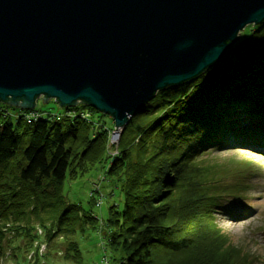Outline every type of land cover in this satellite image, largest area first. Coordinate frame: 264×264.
Masks as SVG:
<instances>
[{"label":"trees","instance_id":"obj_1","mask_svg":"<svg viewBox=\"0 0 264 264\" xmlns=\"http://www.w3.org/2000/svg\"><path fill=\"white\" fill-rule=\"evenodd\" d=\"M63 107L61 115L28 123L25 110L13 116L0 103V263L7 243L32 244L31 224L38 222L49 241L65 238L67 256L77 259L71 237L91 228L113 264H248L213 214L223 197L241 196L251 163L242 160L230 170L204 154L231 137L253 149L257 134H264V20L246 26L194 79L158 90L123 126L113 154L112 119H97L101 111L90 105ZM236 114L254 122L242 127ZM97 166L123 194L122 208L112 205L100 219L103 228L91 209L69 202L63 192L66 179ZM237 176L243 186L233 182ZM103 199L92 196L89 203L98 207Z\"/></svg>","mask_w":264,"mask_h":264},{"label":"water","instance_id":"obj_2","mask_svg":"<svg viewBox=\"0 0 264 264\" xmlns=\"http://www.w3.org/2000/svg\"><path fill=\"white\" fill-rule=\"evenodd\" d=\"M263 20L264 0H0V100L86 103L118 140L158 90L194 79Z\"/></svg>","mask_w":264,"mask_h":264},{"label":"rangeland","instance_id":"obj_3","mask_svg":"<svg viewBox=\"0 0 264 264\" xmlns=\"http://www.w3.org/2000/svg\"><path fill=\"white\" fill-rule=\"evenodd\" d=\"M243 31L244 29L241 33ZM0 103L2 104V102ZM8 107L13 115L20 109L12 105H8ZM33 109L42 116L47 114L61 115L65 111V108L52 97L42 102V96L35 99ZM95 116L97 119H103L107 122L112 119L109 114L104 112H98ZM232 117L243 120L239 123L242 127H247L254 122L244 114H236ZM113 128L114 125L108 130V146L112 147V154L117 152L115 146L119 140L118 138L115 143L110 141ZM257 135H259V143L254 145L253 149L242 146L241 138L231 137L230 144L223 143V145L217 147H209L204 154L207 159L213 162L224 163L228 167L227 169L230 170L240 168L243 165L242 160L251 163L252 168L247 170L249 173L244 176L246 183L245 188L240 192L241 196L237 198L223 197L225 201L221 206L214 209L213 214L216 226L228 238L227 243L240 249V253L248 255V264H264V134ZM111 181L105 175L104 167L97 166L81 177L66 179L63 192L69 202L80 204L84 209H91L93 211L92 215L98 219L99 228H103L105 225L100 219H106L109 207L114 205L115 209H121L123 206V194L110 183ZM233 182L243 186V178L241 177H235ZM92 196L96 198L97 202L99 198L104 197L100 206L96 207L89 203ZM31 225L34 228L33 234H36L32 244L29 239H14L13 242L7 243L5 248L8 252L2 258L0 264L114 263L110 249L106 243H102L99 233L95 229L88 228L83 232L77 231L72 235L71 239L77 242L80 250V257L77 259L76 257L67 256L66 248H68V245L65 238L55 236L49 241L43 226L38 222H33ZM45 226L49 227L50 225L47 223ZM14 253H18V255L15 256ZM22 255L25 257L23 258ZM105 256L109 260H105L103 263ZM24 261L27 263H24Z\"/></svg>","mask_w":264,"mask_h":264},{"label":"built area","instance_id":"obj_4","mask_svg":"<svg viewBox=\"0 0 264 264\" xmlns=\"http://www.w3.org/2000/svg\"><path fill=\"white\" fill-rule=\"evenodd\" d=\"M23 116L27 122H32L36 120L40 115L36 111H29L27 113H24ZM85 116H87V114H85Z\"/></svg>","mask_w":264,"mask_h":264},{"label":"clouds","instance_id":"obj_5","mask_svg":"<svg viewBox=\"0 0 264 264\" xmlns=\"http://www.w3.org/2000/svg\"><path fill=\"white\" fill-rule=\"evenodd\" d=\"M48 99H49V98H48ZM54 100H55V99H54ZM46 101H47V100H46ZM0 102H2V101L0 100ZM2 103H3V104H7V105H11V104H8V103H6V102H5V103L2 102ZM80 103H81V102H77L75 105H77V104L80 105ZM81 104H85V105H87L86 103H81ZM12 106H13V105H12ZM71 106H73V105H71ZM18 108H20V107H18ZM32 108H33V107H31V108H29V109H23V108H20V109H21V110H26V111H28V110H31ZM7 112L10 113V112H9V109H8ZM24 113H25V112H24ZM24 113H23V114H24ZM10 114H11V113H10ZM12 115H13V114H12ZM112 120H113V119H112ZM110 139H111V138H110Z\"/></svg>","mask_w":264,"mask_h":264},{"label":"bare ground","instance_id":"obj_6","mask_svg":"<svg viewBox=\"0 0 264 264\" xmlns=\"http://www.w3.org/2000/svg\"><path fill=\"white\" fill-rule=\"evenodd\" d=\"M110 141H114L113 137H112V140H110Z\"/></svg>","mask_w":264,"mask_h":264}]
</instances>
